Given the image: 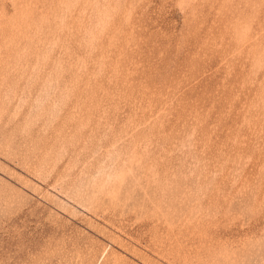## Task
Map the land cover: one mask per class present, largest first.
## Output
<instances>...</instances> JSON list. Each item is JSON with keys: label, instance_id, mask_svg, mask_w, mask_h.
<instances>
[{"label": "rangeland", "instance_id": "obj_1", "mask_svg": "<svg viewBox=\"0 0 264 264\" xmlns=\"http://www.w3.org/2000/svg\"><path fill=\"white\" fill-rule=\"evenodd\" d=\"M0 264H264V0H0Z\"/></svg>", "mask_w": 264, "mask_h": 264}]
</instances>
